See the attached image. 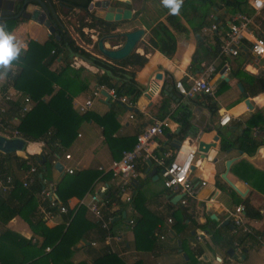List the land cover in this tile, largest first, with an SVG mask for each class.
<instances>
[{
    "label": "crops",
    "instance_id": "obj_1",
    "mask_svg": "<svg viewBox=\"0 0 264 264\" xmlns=\"http://www.w3.org/2000/svg\"><path fill=\"white\" fill-rule=\"evenodd\" d=\"M41 1L48 3L53 9L57 17V27L63 28L74 43L75 39L72 36L77 38L81 45L75 43L76 46L95 57L101 58L98 52L92 51L93 44L97 40L96 36L93 37L94 31L87 28L81 29L86 39H93L94 42L92 41L89 45L84 43L77 32L79 22H88V17L82 11L70 10L57 0ZM108 2L114 7L127 9L131 13L130 21L117 23L119 27L114 30L113 35L135 29H142L144 32L132 51V53L146 60V64L141 69L134 70V83L140 91V95L131 108L121 104V106H112L111 100L108 101V104H104L103 97L94 99L90 109L86 112L102 116L110 109L114 113L116 128L113 130L107 126L103 128L96 125L92 120L81 123L72 143L67 148L60 147L58 154L54 155L49 176L51 184L55 185L66 169H72L73 172L98 171V168L106 169L114 160V155L117 154L119 146L121 144L127 146L129 138H135L136 134L145 127L152 125L154 121H165L167 127L163 130L162 135L153 139V144L149 150L157 156H160L156 154L158 148L164 150L162 154L170 153L173 150L169 146L170 142L178 140L175 137L178 126L173 117L179 113L181 104H188L190 123L196 129L193 136L189 133L183 141H180L181 151L189 147H196V137H198V141L204 144H213V147L208 148L203 156L199 155L197 151L195 153L193 159L195 165L190 168V181L193 185L204 181L205 186L199 189L193 198L186 199L185 204L180 203L181 198L174 200L173 203L170 202L179 194L165 189L162 186L159 169L152 162L147 164V161L141 158L136 160V178L126 191V195L130 198L129 202L124 201L123 197L116 196L115 181L109 179L104 182L100 179L101 174L92 183L91 192H87L80 200L70 198L65 205L67 212L69 210L75 211L79 206L87 203L89 195L101 191L104 193L108 187L113 188V196L117 197L118 200L111 202L109 207L105 208L116 213L112 218V236L109 239L104 238L103 242L99 243L94 239L93 232H90L88 234L90 245L86 247L88 242L80 240L71 257L72 261L74 263L96 264L94 262L97 259L110 254L113 257L110 264H186L187 254L199 247L202 253L195 257V264H215L217 256L222 258L223 264H264V246L252 237L245 236L233 229L227 216L232 208L242 207L241 202L246 199L259 217L257 219L248 218L243 211L244 222L255 234L264 238V175L252 174L248 176L250 171L246 165H236L243 161L253 170L264 172V144L257 147L251 154L233 149L224 152L219 150L221 137L232 138L237 133L238 126L243 127L254 115L260 119L256 127L252 129V137L256 142L264 140V92L252 98L247 96L251 105V109L248 110L237 89V84L240 82L233 73L235 70H240L257 78L264 76V55L258 60L245 53L237 57L224 58V61L220 59L223 57H218L212 60L206 58L199 64L192 63L191 59L196 44L186 18L180 14H171L170 9L163 5L162 0H108ZM246 3L251 8L249 0H246ZM87 12L93 16L92 11L87 10ZM205 13L207 25L215 24L219 30L218 33H203V28L208 26L200 28L202 47L206 49L213 47L216 40L220 42V35L226 32L230 18L240 12H232L220 3H216ZM186 17L190 19L187 13ZM248 17L252 19L251 31L254 36L264 38V12L255 13L253 11ZM157 22H163L167 25L175 38L176 51L170 59L165 58L146 43L147 27L149 28ZM10 32H13L19 40L27 45L22 54L28 51L30 44L42 46L50 36L43 26L30 20H25V22L17 20ZM71 34L73 35L71 36ZM111 38H105L104 46L110 49L118 48L120 45L113 46L110 43L109 39ZM244 44L247 45V42ZM68 62L74 69L82 68L89 80L88 90L72 98V110L81 115L75 107L90 94V91L95 87V76L102 72L77 57H72ZM62 64L59 58L52 63L49 70L56 71ZM209 65L214 70L208 79L209 85L214 89L213 96L207 97L197 94L191 98L190 102L186 99H180L177 90L174 88V82L181 81L186 86ZM14 70L16 72V67L13 65L6 75L0 76L1 92L15 90L12 85L10 86L9 81V76ZM156 75L160 77L156 78ZM224 85L225 89L217 94L216 90L224 88ZM162 101L167 108V113L160 120L163 112L158 108ZM12 104L19 107V99H16ZM207 104H213L217 108L216 115L213 117H210L205 108ZM223 115L229 116L230 120L225 126L218 128L219 135L213 128V124H217L218 119ZM11 123L15 127L18 124V117H11ZM206 126H210L209 132L203 131ZM215 137L216 140L214 141ZM24 142L23 152L18 153L24 157L18 154L16 156L21 158H26V155L37 156L38 161L36 162L41 164L39 156L43 157V144L41 142ZM250 149L248 148L249 151ZM64 155H68L69 159L65 160ZM228 160L233 161L225 173V163ZM54 162L60 164L61 172L58 173L53 169ZM151 172L153 174L149 175ZM223 173L236 191L221 179ZM18 174L19 179L22 180L24 173ZM243 177L248 178L259 191L243 181ZM35 202L36 210L43 215L44 209L39 195L35 197ZM78 202L83 204L79 205ZM182 210L185 211L187 218L178 223L177 217L180 216ZM84 215L89 223L95 222L94 217L87 210ZM62 216L53 214L51 217L43 216L42 219L47 228H52L61 223ZM135 218H142L146 222L145 230L148 229L147 227L153 228V249L150 251L134 249L132 226L128 225V220ZM168 219L170 223H167ZM223 221H228V225L221 226ZM213 226L220 228V236L233 238L232 250H225L219 244L210 243L208 230ZM5 231L14 233L25 240H29L32 236L28 226L19 217H14L5 225L0 224V235ZM36 239L39 240V238ZM238 240L240 244L237 243ZM31 241L34 242V239ZM4 249V246L0 244V264H19L16 260L7 259V253ZM48 250V248L45 249V252ZM97 264H107V262Z\"/></svg>",
    "mask_w": 264,
    "mask_h": 264
},
{
    "label": "trees",
    "instance_id": "obj_2",
    "mask_svg": "<svg viewBox=\"0 0 264 264\" xmlns=\"http://www.w3.org/2000/svg\"><path fill=\"white\" fill-rule=\"evenodd\" d=\"M91 1L57 0L70 10L78 9L88 17V22H79L77 30L84 43L88 45L91 41L84 37L81 32L82 28L93 30L96 39L99 40L112 36L114 30L119 27L117 23H106L88 14V5ZM216 3H220L232 12L237 11L246 16L253 12L247 6L246 0H185L179 14L186 18L195 40L196 49L192 55V63L199 64L206 58L209 60L218 58V40L215 41L213 47L205 49L202 47L200 36V28L208 23L205 12ZM186 13L190 19L186 17ZM16 22L17 20L6 21L7 30L10 31ZM55 34L59 36L58 40L50 35L42 46L30 44L28 51L21 54L19 61L13 62L16 72L11 80V85L15 90L25 94L33 103V106L29 112L18 117V105L10 103L4 115L7 118L18 117V124L13 127V130L17 132L20 139L26 142H41L43 144L42 151L45 160L43 164L38 165L35 160L37 156L26 155V158H21L15 154H0V179L11 178L9 191L4 194L0 193V224L5 225L14 217H19L28 226L32 234L29 240H25L9 231H5L0 235V244L5 248L7 259L16 260L19 264H85L84 262L74 263L71 258L79 241H87L86 247H88L90 245V238H88L90 232H93L94 239L99 243L103 242L106 237V231L101 229L97 222L89 223L85 219L84 213L86 210L82 206H79L75 211L69 210L62 216L61 223L52 228L45 226L42 219L43 215L36 210L35 197L39 195L46 184H51L49 176L52 170V162L50 159L58 154L60 147L67 148L72 143L80 124L92 120L96 125L103 128H106V126L111 130L116 128L114 113L110 109L102 116L89 112L78 115L72 110V98L88 90L89 80L82 68H72L68 60L77 57L97 68L102 73L95 76V86L113 91L116 98L127 97L132 105L140 95V91L134 83V70L141 69L146 64L143 57L134 53H130L119 61L98 58L76 46L63 28L56 27ZM109 41L113 46H117L122 44L123 39L119 34H115ZM146 43L167 59H170L176 51L175 38L163 22H157L149 28L147 27ZM94 50H97L96 42L93 44ZM59 58L63 63L62 66L56 71H50L49 68L52 63ZM220 59L224 61V58ZM233 73L248 97L252 98L264 92V76L257 78L240 70H235ZM223 87L217 89L216 93L218 94L225 89V85ZM180 99L182 98L180 97ZM190 101L191 99H188V102ZM118 105L120 104L117 101L112 104V106ZM187 105L181 104L179 113L173 117L178 126L175 137L179 141H183L189 133L193 136L196 132V129L190 123ZM205 108L210 117L216 115L217 108L215 105L207 104ZM158 109L163 112L161 120L167 113L163 101ZM259 119L260 117L254 115L243 127L238 126V131L232 138L221 137L219 150L224 152L233 149L247 154L253 153L257 147L264 144V140L256 142L252 137V129L256 127ZM213 128L220 135L217 124H213ZM210 130V126L203 128L204 132ZM128 140L127 146H122V144L119 146L117 154L114 155V160L120 157L122 151L130 150L133 147L135 138H129ZM248 148H251L250 151ZM163 152L164 150L161 148L156 150V154L159 155ZM173 152L171 150V156ZM241 164L248 167L250 171L248 176L252 174L264 175V172L253 170L243 161L238 162L236 165L240 166ZM29 166L35 168V173L32 175L31 182L26 187H22V180L19 179L18 173H25ZM39 174L42 175L41 179L38 177ZM100 174L99 171L95 170L73 172L72 175L62 173L59 181L53 185L58 202L65 206L70 198L80 200L87 192H91L92 183ZM100 179L107 182L110 175L101 174ZM243 181L256 189V185L252 184L248 178L243 177ZM112 191L113 188L108 187L102 194L107 200L105 208L109 207L111 202L118 201L113 196ZM241 203L246 217L252 219L259 217L246 199ZM42 205L44 210H48L46 202H42ZM105 208H102V210L104 209L103 215L112 219L116 213ZM51 213L56 214V210L52 209ZM180 216L177 217L178 223L187 218L183 210ZM132 221L134 249L137 251L152 250L153 228L147 227L148 229L145 230L147 224L142 218H135ZM112 227L113 223L111 221L108 226L110 236L113 234ZM219 229L214 226L209 228L210 243L213 245L219 244L225 250H232L233 238L220 236ZM36 238H39V240ZM32 239H34V242L31 241ZM237 243H239V240ZM46 248L49 249L47 252H45ZM201 253L199 247L194 248L193 252L187 254L186 264H195V257L200 256ZM111 258L113 257L110 254L104 255L94 263L107 262V264H110Z\"/></svg>",
    "mask_w": 264,
    "mask_h": 264
},
{
    "label": "built area",
    "instance_id": "obj_3",
    "mask_svg": "<svg viewBox=\"0 0 264 264\" xmlns=\"http://www.w3.org/2000/svg\"><path fill=\"white\" fill-rule=\"evenodd\" d=\"M249 5L255 13L264 12V0H249ZM251 23V17L241 13H237L230 18L227 23L226 32L223 35H220L218 57H237L245 53H248L250 57H262L264 55V38L254 36L251 31ZM218 31L219 30L215 24L205 27L202 30L203 33H218ZM244 42H247V45L244 44ZM213 71L212 66H206L201 73L195 79L188 82L186 86H184L181 81H175L174 88L177 90L178 95L186 100L191 99L197 94L211 97L213 96L214 89L209 85L208 79L213 74ZM14 75L15 70L12 71L9 76L10 86ZM101 91H105L109 96V100L112 102L117 101L119 104L128 108L133 106L127 97L122 96L116 98L113 91H108L103 87L95 86L86 99L75 107L77 112L83 114L89 110L92 101L96 98L102 97L100 94ZM16 99H19L20 101L17 110L18 117L29 112L33 106V103L27 96L22 95V93L16 90L11 89V91H0V135L6 138H19L17 132L13 130L11 118L4 116L9 104L15 102ZM229 120V116L223 115L218 119L217 126L223 127L229 122ZM166 127L167 124L165 121H154L152 125L145 127L136 134L135 143L130 150L122 151L120 157L117 160L111 161L106 169L98 168V171L102 175L109 174L110 179L115 181L116 196L119 198L123 197L126 202L130 201V198L126 195V191L136 178L135 164L138 158L152 162L159 169L162 186L170 192H176L181 195V204H185L186 199L193 198L199 189L205 186L204 181H200L197 185H193L190 181V168L196 153V147H189L184 151H181V147H179L173 152L172 156L170 153H164L157 156L149 150V147L153 144V139L162 135L163 130ZM170 157L171 159L169 160ZM63 158L68 160L69 156L64 155ZM65 172L71 174L73 170L66 169ZM34 173L35 168L29 166V169L23 175L21 183L22 187H26L27 184L31 182ZM10 188V177H5L3 180L0 179L1 194L6 193ZM102 194L103 191L92 193L89 195L87 203L83 204L81 202V204H79L80 202H78V204H83L82 206H84L94 217L95 222L99 224L100 228L106 231L105 239H109L110 235L108 234V226L112 219L110 217L106 218L102 215V208H105L107 204V200ZM39 197L42 202L47 203L48 210L42 211L44 217H51L53 215L51 213L52 209H55L56 214L59 215H65L67 213L66 207L58 202L52 184H46L39 193ZM227 216L234 229L238 230L245 236L252 237L264 246V238L261 235L255 234L253 230L245 224L243 208L241 206L232 208ZM167 223H170L169 219L167 220ZM128 225H133L131 219L128 220Z\"/></svg>",
    "mask_w": 264,
    "mask_h": 264
},
{
    "label": "water",
    "instance_id": "obj_4",
    "mask_svg": "<svg viewBox=\"0 0 264 264\" xmlns=\"http://www.w3.org/2000/svg\"><path fill=\"white\" fill-rule=\"evenodd\" d=\"M88 10L93 12L94 18L101 20L106 23H120L131 20V13L127 9H122L114 7L109 4L108 0H94L88 5ZM11 20H30L41 26H43L48 35H53L56 40L59 39V36L56 35L57 27V17L48 3H44L41 0H0V21L6 22ZM144 32L142 29H135L129 32L120 33V37L123 39L122 44L118 48L110 49L105 47L103 41L105 38L96 40V49L98 54L109 61H119L124 59L130 53H132L136 44L140 41ZM115 35L109 36V38L114 37ZM255 59L258 60L259 57L255 56ZM159 75H156V78H159ZM237 89L240 92V97L243 98V103L248 110L251 109V105L248 101L246 93L243 92V88L240 84H237ZM101 96L104 99V104H108L109 96L105 91L100 92ZM198 137L195 138L196 151L199 155L203 156L208 148L213 147V144H204L203 142L198 141ZM216 137L214 138V141ZM169 146L175 151L180 146V141L172 140ZM25 147V142L20 138H6L0 135V154H15L17 155L20 152H23ZM39 159L41 164L45 162L44 158L40 155ZM54 156L50 159L52 162ZM36 161L38 159L36 158ZM233 160H228L225 163V173L228 170L229 164ZM147 164H150L147 161ZM38 165H40L38 163ZM43 168V167H42ZM53 169L56 172H61L62 167L58 162L53 163ZM225 173L221 175V179L224 180L233 190L236 191L234 186L226 179ZM153 172L149 173V175ZM38 177L41 179L42 175L39 174ZM182 196L178 195L175 199H171V203L174 200H179ZM215 219L214 217H211ZM228 225V221H223L221 226ZM231 227V226H230ZM231 253V251H229Z\"/></svg>",
    "mask_w": 264,
    "mask_h": 264
},
{
    "label": "clouds",
    "instance_id": "obj_5",
    "mask_svg": "<svg viewBox=\"0 0 264 264\" xmlns=\"http://www.w3.org/2000/svg\"><path fill=\"white\" fill-rule=\"evenodd\" d=\"M184 0H162L165 7L170 9L173 15L179 14ZM27 45L17 36L7 30L6 22L0 21V76L6 75L12 69L13 62L19 61L22 51ZM215 264H223L220 256L216 257Z\"/></svg>",
    "mask_w": 264,
    "mask_h": 264
},
{
    "label": "rangeland",
    "instance_id": "obj_6",
    "mask_svg": "<svg viewBox=\"0 0 264 264\" xmlns=\"http://www.w3.org/2000/svg\"><path fill=\"white\" fill-rule=\"evenodd\" d=\"M197 7H198V5H197ZM72 35H73V34H71V36H72ZM87 35L90 36L89 33H87ZM72 37L75 39V43H76V44L81 45L80 42L77 40V38H75L74 36H72ZM93 37H95V35H93ZM89 39H90V38H89ZM90 40H91V42L93 41V39H90ZM93 42H94V41H93ZM89 47H91V46H89ZM92 51H93V50H92ZM93 52H94V53H97V50H94ZM18 155L21 156V157H24V156L21 155V154H18ZM193 165H195V161L192 162V166H193Z\"/></svg>",
    "mask_w": 264,
    "mask_h": 264
},
{
    "label": "bare ground",
    "instance_id": "obj_7",
    "mask_svg": "<svg viewBox=\"0 0 264 264\" xmlns=\"http://www.w3.org/2000/svg\"><path fill=\"white\" fill-rule=\"evenodd\" d=\"M65 173V172H64ZM70 175H72V174H70ZM234 229V228H233Z\"/></svg>",
    "mask_w": 264,
    "mask_h": 264
}]
</instances>
